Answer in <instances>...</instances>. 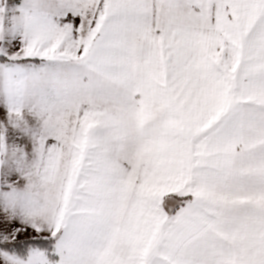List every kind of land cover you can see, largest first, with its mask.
Masks as SVG:
<instances>
[{"label": "snow or ice", "instance_id": "snow-or-ice-1", "mask_svg": "<svg viewBox=\"0 0 264 264\" xmlns=\"http://www.w3.org/2000/svg\"><path fill=\"white\" fill-rule=\"evenodd\" d=\"M0 264H264V0H0Z\"/></svg>", "mask_w": 264, "mask_h": 264}]
</instances>
